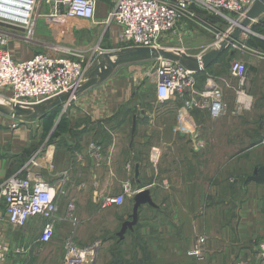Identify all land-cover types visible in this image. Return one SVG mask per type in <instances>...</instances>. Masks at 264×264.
Listing matches in <instances>:
<instances>
[{"label":"crops","instance_id":"1","mask_svg":"<svg viewBox=\"0 0 264 264\" xmlns=\"http://www.w3.org/2000/svg\"><path fill=\"white\" fill-rule=\"evenodd\" d=\"M113 4L97 0L95 18L105 20ZM196 29L181 30L190 39ZM40 32L36 23L33 41L18 40L39 45ZM247 39L263 46L246 45ZM234 43L238 46L228 51L242 50L247 66L244 105L241 98L235 101L237 79L215 68L220 58L196 75L198 92L213 84L222 87L223 110L217 117L208 108H189L187 95L157 101L154 87L140 83L150 61L132 55L135 48L121 54L134 72L132 83H85L64 112L60 104L54 106L57 112L21 107L28 112L14 115L10 91L0 88V187L9 176L24 174L25 164L48 141L54 147L53 168L38 169L46 178L63 172L68 176L59 215L72 201L79 221L75 233L85 227L91 241L104 236L93 264H257L264 240V180L258 177L264 172V13ZM25 44H20L23 51ZM9 45L17 57L43 52L26 47L19 53ZM93 76L100 74L94 70L85 80ZM91 143L98 147V160ZM125 181L135 192L118 213L100 209L97 194L118 193ZM5 217L0 194V243L28 248L20 260L9 255L6 264H44V244L27 238L31 223L42 226V220H30L21 232ZM63 222L69 223L58 222L55 231ZM199 235L207 239L201 255L190 256Z\"/></svg>","mask_w":264,"mask_h":264},{"label":"built area","instance_id":"2","mask_svg":"<svg viewBox=\"0 0 264 264\" xmlns=\"http://www.w3.org/2000/svg\"><path fill=\"white\" fill-rule=\"evenodd\" d=\"M4 2V3H3ZM0 0V4L8 6L11 17L0 16V88H7L10 93L12 113L14 106L33 110L51 105L60 96L67 95L62 105V112L70 106L81 90L84 71L95 60L92 55H85L71 48L51 46L49 51L34 53L27 58H20L8 49L9 32L3 27L25 29L21 37L33 41L34 30L38 20L47 19L58 27L73 20H86L94 25L102 23L95 19L97 0ZM255 0H114L112 10L108 14L116 27L115 41L123 49L147 47L153 55L147 68L149 83L154 87L157 101L170 100L173 97L189 96L185 104L190 108L198 106L208 108L213 117L219 116L223 110L220 102V91L217 85L202 91L195 90V76L200 70L189 67L186 60L181 61L180 48L164 46L161 39L178 34L189 26L213 32L215 40L193 58H198L206 50L217 47L220 41L228 36L236 22L241 21ZM221 20L223 29L216 31V23L202 25L203 15ZM107 19V18H106ZM106 20V22L108 21ZM204 22V21H203ZM215 24V25H214ZM200 28H198V27ZM249 31L243 34H247ZM11 34V33H10ZM13 35V34H11ZM242 47L246 46L241 44ZM237 47L236 43L231 45ZM162 49L173 58H164L158 53ZM94 51L104 55L100 46ZM187 55V54H186ZM94 70L100 73L104 63L97 61ZM247 72L246 63L234 59L229 65V74L237 79L239 94L243 92ZM238 97V100H240ZM200 100V101H199ZM199 101V102H198ZM98 160V147L90 144ZM53 144L45 142L38 153L25 164L22 175L14 174L3 181L0 194L3 198L6 220L13 228L26 226L32 218L42 220V226L36 241L47 244L54 236L56 224L62 220L72 223L73 228L64 240V257L61 264H92L95 246L78 247L73 237L78 221L75 219V204L67 203L63 216L59 215L60 202L67 193V173L52 174L51 178L42 175L38 168L50 171L52 166ZM50 152V156L48 153ZM135 190L129 182L121 184L118 193L97 194L96 201L100 209L111 206H122L127 197ZM206 237L195 238L193 247L187 252L190 256L201 255ZM28 248L25 247V252ZM11 252H23L22 248H12L0 243V264H6ZM257 264H264V240L259 244ZM237 264H244L243 261Z\"/></svg>","mask_w":264,"mask_h":264},{"label":"rangeland","instance_id":"3","mask_svg":"<svg viewBox=\"0 0 264 264\" xmlns=\"http://www.w3.org/2000/svg\"><path fill=\"white\" fill-rule=\"evenodd\" d=\"M111 10H112V8H111ZM201 15H203V18H204L203 19L204 22L203 21L200 22L202 25H206L207 23L212 25V23H216V21H217L216 19L209 18L202 13H201ZM107 19H108V17H107ZM107 19L102 20V23H99L96 25H94V24H92L86 20L76 19V20L71 21L68 24L62 25L61 27H58L54 22H52L50 20L41 19L37 22L38 24H41V32H40L41 34L36 36V39L39 40V42H37L39 45H35L36 43L31 44V45L25 44L24 42L22 43L18 40V37H16L15 34H18L20 36H24L25 35V29H22V28L16 29V28L11 27V26H5L3 28L6 32H9V36H8V39L10 41L9 44L11 46H13L15 48V50L19 53H21L23 51V47L20 44H25V48L26 47L32 48L31 49L32 53L39 52V51H49L51 49L50 48L51 46H56V47L59 46V48H62V49H64L66 47V48H71L72 50H75V51H80V53H83L85 55L91 54L95 60L93 61V63L89 67H87L85 69L86 72L84 71V76H87L88 74L90 75V74L94 73V68L96 67L95 63L97 61H99L102 64L104 63L105 70L100 71V73H99L100 76L98 78L94 79V76H93L91 78L88 77L89 79L87 81L85 80V78L82 79L81 89L83 88V85L85 83H86L85 85H91L93 83H96V84L101 83L102 84L103 82L107 81L106 83L117 84V83H122V82H124V80H127V79H128L127 80L128 83H132V81H131L132 77L131 76H133L134 72L133 71L131 72L129 69L130 64H129L128 59L124 60L126 58V57H124V55L122 57L119 56L124 52V49L120 45H118L115 41V36H116L117 30L113 24L112 18L110 17L108 19V21L106 22ZM219 22L221 23V20H219ZM103 23L104 24L107 23L106 24L107 27L105 28V32H102V31H104V30H102ZM223 27H224L223 25L218 26L216 28L217 29L216 31L223 29ZM198 28H200V27H198ZM200 29L203 31L205 30L203 28H200ZM196 30H197L196 35H195L196 37L194 36L193 38L188 39V38H186L188 36V33H183V31H180L178 34L162 38L161 43L163 44V47L167 46V47H173V48H180L187 55L196 56L200 51H202L203 49L206 48L205 45L207 43L211 42L212 40L213 41L215 40V35L213 32L206 33V31H204L205 32L204 33L201 30H198V29H196ZM10 33L13 35H11ZM16 43H20V44L16 45ZM10 45H9V47H10ZM98 45L100 46L103 53L106 54L105 56L94 51V49ZM231 47L232 46H230L229 49ZM25 48H24L23 52H25ZM125 49H127V48H125ZM18 55L21 58H24L23 53L18 54ZM29 55H25V57L27 58ZM106 56L110 60L112 67L109 66V64L107 63ZM219 58H220L219 63L215 68L218 69L219 72L223 73V74L225 73V71L229 72V65H230V62L232 60L237 59V60H241V61L245 62L244 54H243L242 50L241 51L236 50L232 53H230V51L227 50V52H224L223 56H221ZM146 70H145L146 73L144 72V75H142L143 77H142V80L140 82L143 85H147V84L149 85L150 84ZM197 73H196V75H197ZM242 87H243L242 94H239V92H237L238 87L236 89H234V92H235V101H237L238 97L241 96L240 98L243 99L241 102L244 105V102H245L244 98L246 96L244 84ZM195 88H196V76H195ZM218 90L220 91V100H221V98L223 96L222 87L219 86ZM48 107L50 108V110H54V108H55L52 105H47L44 109L46 114L48 113V111L46 110V108H48ZM54 111L57 112V110H54ZM237 111H239V110H237ZM61 112H62V110H61ZM44 114H42L43 115L42 118L46 117ZM52 114H53V112H52ZM52 117L53 116L47 117L46 121L48 122V118H52ZM48 126H49V128H47V129H50L51 125H49V123H47V127ZM126 200H127V198H126ZM120 207L121 206H111V207L106 208L104 210H106V212H109L112 215L113 213H118V208H120ZM85 208H86L85 206H82V209H85ZM5 219H6V217H5ZM33 219H35V218H32L31 220H33ZM78 224H79V221H78ZM78 224H77V226H78ZM82 224H83V222H82ZM60 225H61L60 228L55 231L54 236L51 239V241L47 244H44L40 248V250H41L40 260L42 262H44V264H61V261L64 257V253H65V251H64V240H65L66 236L69 234V232L71 231V229L73 228V225L71 222H69V223L63 222ZM65 227H66V229H65ZM24 228H25V226L23 228H20L21 232H22V229L24 230ZM39 229H40V225L37 224V221L36 222L33 221L30 225L29 233H27L28 240H30V241L35 240ZM102 238H104V236L103 237L101 236V239ZM90 239H91V237L87 234L85 227L80 233H78V232L75 233V235L73 237L74 243L80 248H85V247L90 246V245L95 246V248H96V250L94 252V260H95L96 252H98V249H100V247H101V243L99 242L101 239L99 238L100 240H96V241H91ZM14 245L15 246H12V248H22L23 252H20V253L11 252L9 254L10 258H13L14 260H16V259L20 260L19 258L21 256L25 255V247L20 245V244H14ZM107 245H108V243H107ZM97 255H98V253H97ZM100 256H101V253H100ZM34 260H36V258H34ZM94 260H93V263H94ZM20 264H22L21 261H20Z\"/></svg>","mask_w":264,"mask_h":264},{"label":"water","instance_id":"4","mask_svg":"<svg viewBox=\"0 0 264 264\" xmlns=\"http://www.w3.org/2000/svg\"><path fill=\"white\" fill-rule=\"evenodd\" d=\"M262 13H264V0H255L253 5L245 13L244 18L241 21L235 23L233 31L228 36L223 38L217 47H212L206 50L197 59L193 58L192 56L182 54L180 60L181 61L186 60L189 67H191L194 70H204L210 67L220 57L221 54H223L226 50L229 49V47L234 43V41L238 40L239 34H243L249 31L251 22L257 19ZM130 52H132L131 53L132 55L138 56V59H143V58L149 59L153 55V51L147 47H138ZM158 53L161 54L164 58L167 59L173 58V56L165 50L159 49ZM105 55L106 54H104V56ZM119 56L122 57L123 55H119ZM106 58H107L106 59L107 63L109 64V66H111L112 64L110 60L108 59L107 56ZM101 68L102 70H105L104 67ZM66 99H67V95L60 96L59 99L54 103H52L51 105L52 106L60 105ZM27 112H28L27 109H23L18 105L13 107L14 115H20ZM258 177L263 178L264 180V172L259 171ZM144 194L145 192L140 193L137 195V197Z\"/></svg>","mask_w":264,"mask_h":264},{"label":"bare ground","instance_id":"5","mask_svg":"<svg viewBox=\"0 0 264 264\" xmlns=\"http://www.w3.org/2000/svg\"><path fill=\"white\" fill-rule=\"evenodd\" d=\"M1 1L3 2V0H1ZM8 9L9 8H8L7 5L0 4V16H3V17H11L12 14L10 13V11ZM48 156H50V152L48 153Z\"/></svg>","mask_w":264,"mask_h":264},{"label":"trees","instance_id":"6","mask_svg":"<svg viewBox=\"0 0 264 264\" xmlns=\"http://www.w3.org/2000/svg\"><path fill=\"white\" fill-rule=\"evenodd\" d=\"M245 44L246 45H249V46H259V47H262L263 45H262V43H260L259 41L255 44L254 42H252V40L251 39H247L246 41H245Z\"/></svg>","mask_w":264,"mask_h":264}]
</instances>
